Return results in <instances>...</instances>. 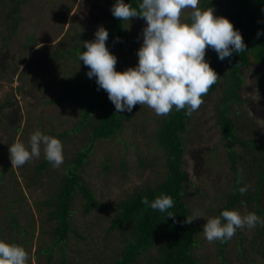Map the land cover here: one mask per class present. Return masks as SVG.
<instances>
[{
  "label": "trees",
  "instance_id": "trees-1",
  "mask_svg": "<svg viewBox=\"0 0 264 264\" xmlns=\"http://www.w3.org/2000/svg\"><path fill=\"white\" fill-rule=\"evenodd\" d=\"M29 0H0V51L9 46L17 34L23 18V6ZM133 7H137L142 0H125ZM116 0H110L107 14L98 18L94 30L89 34L80 33L72 49L55 52L51 57L53 65L64 54H70L77 61L76 69L72 75L74 82L65 79L61 82L60 93L50 100L52 103L66 105L69 101L79 102V117L76 125L64 132H56V138L62 141L68 139L72 133L88 130V142L76 151L71 158L66 160L64 174L55 179L48 198L39 201L38 211L44 214V224L36 227L37 218L27 211L28 220L21 221L19 215L24 211L26 194L14 168H5L0 171V176L12 170L14 177L8 188H12L14 195L3 204L6 214L2 216L0 225V239L9 243L23 246L31 255L32 239L38 230L42 231L43 238L49 244L41 245L34 252L38 264H75L71 253H82L79 248H71V238L88 240L86 231L83 232L72 220L76 209L75 198L80 196L83 212L91 214L95 208H102L95 191L86 183L83 169L94 152L96 143L100 140H109L116 136L125 127V121L133 116V111L115 113V106L109 100L108 94L103 89L98 90L96 78H89V69L79 60V55L86 49L83 41L95 39V32L103 25L109 32L106 41L109 50L116 56L125 46L126 33L129 22H121L114 18L111 9ZM201 9L214 8L217 16L229 18L234 27L242 33L247 49L242 53L233 52L231 58L221 61L218 54L211 48L206 52L205 59L220 75L218 82L211 87L208 94L203 97L200 109L204 115L207 105H210L211 116L199 124V130L205 122L214 121L226 148V156L232 173V182L228 189H223L217 201H213L206 211L213 217H219L223 210L236 209L242 212H255L264 219V139L262 133L257 132L254 122L249 116L242 118L240 111L233 113L236 105L243 106L247 101L244 96L247 72L255 77L261 96H264V34L257 37V32L264 33V0H200ZM139 17L132 18L138 19ZM131 20V21H132ZM119 38V39H117ZM34 36L29 40L32 42ZM24 58H21V62ZM48 61L43 69L47 70ZM12 73L18 71V65L11 66ZM218 95V96H217ZM11 102L1 103L0 110ZM235 110V109H234ZM244 114V112H242ZM194 112L191 116L185 111L175 108L168 116L158 119L157 144L164 152L165 173L160 181L154 185H144L135 190L126 199L118 203V210L110 221L104 226L98 236L106 242L100 249H91L89 257L97 258V264H139L146 258L145 264H264V225L255 227L253 237L244 229H237L232 239L237 240V251L234 257L227 255L230 240L226 242L215 241L216 262L204 260L206 257L198 253L200 247L199 236L203 227L194 220L191 224L184 221L194 212L187 190L190 182L186 165V149L188 139L185 135L190 131ZM202 135V134H200ZM13 144V142H12ZM45 157L35 165L32 175L24 176L26 185H41L46 177V171L51 167ZM125 167V161H122ZM110 164H105L109 170ZM4 181V180H3ZM43 184V183H42ZM249 186L248 191L241 195L240 187ZM11 190V191H12ZM21 192V193H20ZM169 195L174 200V205L169 212L175 217H167V213L146 207L141 201L147 196L151 202L157 196ZM22 204V205H21ZM242 209V210H240ZM26 213V211H25ZM99 223L101 219H98ZM226 221L222 220V223ZM92 229V228H91ZM248 229V228H245ZM250 229V232H253ZM21 237V238H20ZM114 241V242H113ZM111 242H113L111 244ZM98 243V242H97ZM70 248V249H69ZM69 249V250H68ZM31 264V263H29ZM92 264V263H91Z\"/></svg>",
  "mask_w": 264,
  "mask_h": 264
},
{
  "label": "rangeland",
  "instance_id": "rangeland-1",
  "mask_svg": "<svg viewBox=\"0 0 264 264\" xmlns=\"http://www.w3.org/2000/svg\"><path fill=\"white\" fill-rule=\"evenodd\" d=\"M2 1L4 0L1 3ZM109 7L110 0H29L23 6V23L10 45L0 51V104L11 102L0 110V171L12 167L9 154L12 142L19 140L27 146L31 134L37 130L56 137V132H64L76 125L79 102L69 101L66 105H60L50 100L60 93L63 80L70 79V82H74L72 75L76 71L74 66L77 61L70 59V54H64L57 62L58 65L54 66L51 57L55 52L72 49L77 36L94 30V23L108 13ZM188 12L184 14L185 17ZM144 27L146 22L141 18L129 22L125 46L116 55L117 71L138 65V50L143 43ZM32 36L34 39L30 42ZM22 57L24 60L21 62ZM45 61H48L47 70L43 69ZM15 64L18 65V71L12 73L10 65ZM252 75L247 72L248 90L245 89L244 92L247 101L243 106L236 105L233 113L239 110L242 116L240 120L249 116L264 139V96H261ZM201 110L203 109L199 108L194 112L190 131L185 137L188 139L186 165L190 177L187 190L194 212L198 210L203 216L196 219L198 225L203 227L206 219L213 217L206 211L207 207L217 201L224 188H229L233 175L225 144L214 121L211 119L205 122L204 127L199 130V124L211 116L210 105H207L208 111L204 115ZM132 111L133 116L125 121V127L116 136L96 143L94 152L83 169L85 181L95 191L102 208H95L91 214L86 215L80 196L75 198L76 211L72 220L83 232L89 225L86 231L88 240L71 238V248L82 250V253H71L70 248L68 249L75 264H97L96 257L93 256L96 261L89 257L90 251L92 248L97 251L98 246L101 249L106 242L102 236L97 237V234L101 233L99 229L110 224L118 210V203L144 185L156 184L165 173L164 152L158 146L156 138L158 119L162 116H157L152 109L139 104ZM88 134V130H83L72 133L64 140V163L59 168L51 165L45 172L46 177L42 179L41 185L27 186L24 176L31 177L35 165L44 158L43 151L39 158H33L24 166L14 168L26 194L24 211L19 215L22 222L28 220V211L37 218L36 227L44 224L45 217L39 213L38 203L48 198V192L57 184L55 179L64 174L66 160L88 142ZM122 161H125V167L122 166ZM107 162L111 166L109 170L105 169ZM10 174L11 169L6 175L0 176V204H3V198L7 202L14 195L12 188H8L14 179ZM5 214V209L0 208V225ZM98 219H101L100 223ZM244 231L251 233L253 237L256 230L254 228L250 232V229L244 228ZM236 238L228 245L229 258H233V252L237 251ZM199 240L201 245L198 253L209 257L204 260L216 262L214 242L209 243L203 231ZM31 244L29 263L38 264L34 252L49 242L43 238L42 231L37 229ZM145 263L146 258H143L139 264Z\"/></svg>",
  "mask_w": 264,
  "mask_h": 264
},
{
  "label": "clouds",
  "instance_id": "clouds-1",
  "mask_svg": "<svg viewBox=\"0 0 264 264\" xmlns=\"http://www.w3.org/2000/svg\"><path fill=\"white\" fill-rule=\"evenodd\" d=\"M199 3L200 0H142L137 8L125 0H116L111 9L114 18L123 23L139 17L146 22L138 65L124 71L116 69L117 57L107 47L109 32L103 25L95 32L94 40L83 41L86 50L79 60L89 69L87 76L96 78L98 90L107 92L115 113L131 112L139 104L152 109L157 116H168L174 108L191 116L220 77L205 59L207 50L213 49L223 61L231 58L233 52L240 54L247 49L242 33L229 18L217 16L212 7L201 9ZM261 34L264 33L257 32V37ZM42 151L53 167L64 163L62 141L37 130L27 146L19 140L10 145L12 168L39 158ZM248 187H240V194H245ZM141 202L166 212L167 217H175L168 211L174 205L169 195L157 196L151 202L145 196ZM200 217L203 216L197 210L184 223L191 224ZM206 220L203 234L209 243L226 242L237 229L264 225V219L255 212L242 214L236 209H225L219 217ZM29 259L23 246L0 239V264H29Z\"/></svg>",
  "mask_w": 264,
  "mask_h": 264
}]
</instances>
